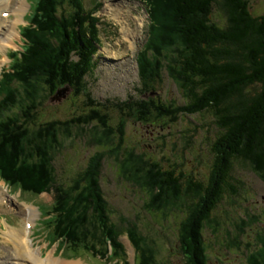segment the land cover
<instances>
[{
	"label": "trees",
	"instance_id": "16d2710c",
	"mask_svg": "<svg viewBox=\"0 0 264 264\" xmlns=\"http://www.w3.org/2000/svg\"><path fill=\"white\" fill-rule=\"evenodd\" d=\"M163 1L155 0V4L159 6L158 13L167 16L168 27L164 34L155 37L152 62L170 45L177 50V68L185 90L181 105L193 115L210 114L217 132L211 146L208 179L202 182L174 169L170 180L164 181L162 197L168 203L177 201L174 205L185 221L178 228L176 264H209L204 234L208 229L214 236L218 234L221 224L212 214L225 195L234 197L243 187L234 173L241 166L264 179V11L254 14L248 0H165L162 8ZM211 3L220 5L218 19L210 12ZM170 11L175 12L178 23L171 19ZM40 13L45 16L42 21L49 19L44 29L35 22ZM33 15L30 20L38 28L25 30L21 60L0 79V178L22 193L49 191L54 202L50 212L61 214L60 220L54 218L49 231L63 252L89 255V234L77 231L93 227L96 221L88 207L94 198L102 199L103 162L116 154L117 171L121 172L123 160L122 171L130 177L133 174L128 171L133 156L130 154L137 151L123 145L125 130L118 132L119 141L114 140V127L121 125L126 129V122L132 117L123 115L122 103L110 98L91 99L84 88L82 76L94 65L91 56L98 36V18L83 7L82 0H39ZM155 16L156 10L150 7L149 18ZM169 53L165 52V59ZM147 63L150 62H139L141 77L148 72ZM61 91L63 97L85 95L86 107L70 106L77 111L65 121H41L40 112ZM135 117H139L138 123L152 126L150 118L138 114ZM71 125L78 129L91 126L95 132L104 130L110 141L88 158L69 183L58 184L54 164L58 157L67 158L61 136L69 133ZM136 157L134 164L139 168L152 163L144 178L136 176L149 186L160 163L145 154ZM85 184L89 187L82 193ZM228 240L233 246V240ZM112 243L113 249L121 252L115 240ZM261 249L260 246L251 251L242 264H264ZM97 255L112 258L107 251ZM139 264H153L152 254L142 256Z\"/></svg>",
	"mask_w": 264,
	"mask_h": 264
},
{
	"label": "rangeland",
	"instance_id": "374dc122",
	"mask_svg": "<svg viewBox=\"0 0 264 264\" xmlns=\"http://www.w3.org/2000/svg\"><path fill=\"white\" fill-rule=\"evenodd\" d=\"M97 1L84 0L85 4L82 2V5L94 12ZM104 1H112V5L118 10L113 13L112 6H106L104 2V11L96 14L99 18L98 36L102 39L100 55L106 57L104 62L107 64L98 70L99 78L104 84L100 86L95 84L93 88L101 96V100L110 98L117 100L116 103H122L123 115L129 114L132 120L136 121L133 123L132 120H128L126 129L124 126L116 125L114 140L119 141L121 135L118 136V132L122 133V130H125L123 145L137 153L130 154L133 155L128 166V171L133 172L131 177L122 171L125 164L123 160L120 161L121 172L117 171L116 154L103 162L100 178L102 199L94 198L88 207L96 221L93 227L79 228L77 232L89 234L86 246L91 249L92 254L110 252L111 236L114 240H120L123 246L122 252L120 249H113L114 255H120L129 264H133L134 245L144 253L150 252L153 264L166 262L176 264L178 228L185 221L183 214L177 211L178 206L174 205L177 201L168 203L163 199L164 181L170 180L174 169L184 175L192 174L202 182L208 179V164L213 155L211 146L217 132L216 126L210 114L193 115L190 109L181 105L185 90L182 89L181 71L177 68L179 60L177 50L172 45L168 48L166 46L161 56L152 62L153 55L150 52L153 50L155 37L164 34L168 27L167 16L158 13L159 6L155 4V0ZM5 2L7 6L2 11L5 19L0 25V38L7 36L11 39L8 33L15 34L14 30L19 32V27L24 25V17H31L32 6L29 5H34L35 2L34 0ZM18 4L22 6V13L19 16L13 12ZM164 4L165 0L162 2V8ZM248 4L254 14L263 13L264 0H248ZM219 6L211 3V8L209 7L217 19L220 16ZM150 7L156 10L154 19L147 18ZM169 15L171 19L177 21L175 12L170 11ZM42 17L45 16L41 13L36 15L35 22L44 29L49 19L42 21ZM36 23L32 22L31 28L37 29ZM222 23H225L224 19ZM137 24L139 25L136 29ZM13 42L19 45L18 40ZM13 42H8L7 47L0 45V77L4 69H9L8 62H15L18 59L15 53L18 48ZM0 43H3V40ZM167 51L170 53L167 55L168 59H165ZM142 52V60L150 63L145 64L148 72L141 77L140 73L139 76L137 74L135 60ZM8 56H14L13 60L7 59ZM151 89L154 93H149ZM68 96L70 95L66 94L64 97L60 95L49 100L40 112L41 121L50 119L65 121L71 113L86 107L85 95L77 98L70 96L67 99ZM75 104L79 107L72 111L70 106ZM131 112L135 113L134 116ZM136 114L150 118L152 126L138 123L139 117H135ZM115 117L118 120V115L115 114ZM74 126L68 128V134L64 132L61 136L62 151L68 155L67 158L61 156L55 160L58 184L69 183L78 170L85 167L88 158L101 148H106L107 142L110 141L104 130L95 132L91 126H82L79 129L73 128ZM110 146L111 144L108 147ZM142 154L160 163L149 186L142 184L141 177L144 178L143 174L150 170L152 163L144 168H139L137 163L134 164L136 156ZM137 175L141 177H136ZM234 175L243 187L234 197L225 195L212 214V217L221 224L218 234L214 236L210 229L204 234V240L208 245L209 264H242L247 261V255L260 249V246L264 252V179L241 166ZM84 187L82 193L89 185L85 184ZM22 196H19V190L15 186H10L9 189L0 179V264L15 263L12 260L9 232L21 230L25 218H28L31 227L29 233L27 227L24 229L23 237H27L31 252L37 256L42 258L51 256L67 264H113L111 258L104 259L96 256L97 254L96 257L85 255L87 258L76 259L69 251L58 252L59 241L47 229L53 228L54 218L57 216L60 220L61 214L47 215L38 221L39 212L42 210L46 215L53 206V199L47 194ZM102 209L105 210L107 220L111 224L104 221ZM36 219L37 227L32 233ZM228 238L233 240L231 242L235 246H229Z\"/></svg>",
	"mask_w": 264,
	"mask_h": 264
},
{
	"label": "bare ground",
	"instance_id": "6f19581e",
	"mask_svg": "<svg viewBox=\"0 0 264 264\" xmlns=\"http://www.w3.org/2000/svg\"><path fill=\"white\" fill-rule=\"evenodd\" d=\"M5 1L8 2L9 0H0V25L3 24L4 19H5V15L2 14V11L7 6V3ZM13 12L17 16L21 15L22 13L21 4H18V6L13 10ZM8 34H9V37H12L11 39L15 37V34L13 33L11 34L9 32ZM11 39L7 38V36L6 37L2 36L0 38V41L3 40V43H0V45L2 47L3 46L7 47L8 42H10ZM29 226L31 227V225ZM24 229L25 227L21 225V230H16V231L11 230L9 232V240L10 242H12L11 243L12 244V248H11L12 249V260L15 261L14 264H67L65 262L58 261L51 256L42 258V257L37 256L34 252H31L29 242L26 239H23Z\"/></svg>",
	"mask_w": 264,
	"mask_h": 264
}]
</instances>
